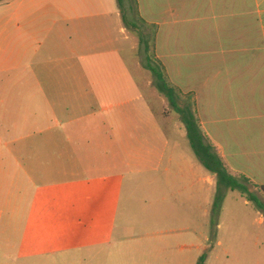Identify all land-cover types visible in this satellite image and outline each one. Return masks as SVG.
<instances>
[{"label":"crops","instance_id":"1","mask_svg":"<svg viewBox=\"0 0 264 264\" xmlns=\"http://www.w3.org/2000/svg\"><path fill=\"white\" fill-rule=\"evenodd\" d=\"M145 49L229 173L264 195V0H0V264L109 237L162 123L187 137Z\"/></svg>","mask_w":264,"mask_h":264},{"label":"rangeland","instance_id":"2","mask_svg":"<svg viewBox=\"0 0 264 264\" xmlns=\"http://www.w3.org/2000/svg\"><path fill=\"white\" fill-rule=\"evenodd\" d=\"M177 123L165 120L163 139L148 143L147 173L126 176L110 236L53 239L46 264H197L204 253L206 264H264V220L238 190L213 217L217 188Z\"/></svg>","mask_w":264,"mask_h":264},{"label":"trees","instance_id":"3","mask_svg":"<svg viewBox=\"0 0 264 264\" xmlns=\"http://www.w3.org/2000/svg\"><path fill=\"white\" fill-rule=\"evenodd\" d=\"M146 54L147 50L145 49L144 52H141V59L143 66L153 75L154 86L168 99L173 109L181 115L182 122L187 130V137L191 147L202 165L216 175L217 192L213 204V217H217L219 215L228 190L240 191L250 202L253 203L255 209L264 215V199L259 197V195L251 189L252 185L249 183L247 178L235 177L229 173L225 163L216 153L213 144L206 140L200 131L192 109L190 107L183 109L178 106L177 91L167 81L161 67L154 63ZM258 189L264 194V185L258 186ZM206 259L207 254L204 253L201 255L197 264H206Z\"/></svg>","mask_w":264,"mask_h":264}]
</instances>
